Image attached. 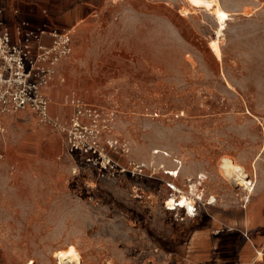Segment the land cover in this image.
<instances>
[{"label":"rangeland","instance_id":"obj_1","mask_svg":"<svg viewBox=\"0 0 264 264\" xmlns=\"http://www.w3.org/2000/svg\"><path fill=\"white\" fill-rule=\"evenodd\" d=\"M28 1L0 0L7 15L19 9L32 26L61 29L65 14ZM219 1L230 14L221 62L208 47L213 16L186 0H97L93 22L65 26L71 53L49 83L65 86L50 105L101 110L109 122L98 141L121 168L142 172L100 177L66 155L65 134L30 113L4 118L0 264H58L55 252L69 246L81 264H240L245 211L264 188V0ZM226 162L252 182L249 200ZM181 197L192 216L169 210ZM207 245L212 261L196 253Z\"/></svg>","mask_w":264,"mask_h":264},{"label":"built area","instance_id":"obj_2","mask_svg":"<svg viewBox=\"0 0 264 264\" xmlns=\"http://www.w3.org/2000/svg\"><path fill=\"white\" fill-rule=\"evenodd\" d=\"M3 14L0 2V125L8 116L30 113L37 126L65 134L66 155L93 168L100 177L142 172L140 166L131 164L121 168L98 141V127L105 129L109 122L98 108L77 102L72 104L74 112L68 120L51 114L43 89L51 82L59 60L69 54L70 31L45 25L35 27L26 21L17 22L11 30ZM107 144L113 148L117 141ZM76 171L74 167L73 173ZM242 235L249 240L246 231Z\"/></svg>","mask_w":264,"mask_h":264},{"label":"crops","instance_id":"obj_3","mask_svg":"<svg viewBox=\"0 0 264 264\" xmlns=\"http://www.w3.org/2000/svg\"><path fill=\"white\" fill-rule=\"evenodd\" d=\"M33 0H29L28 2L31 3ZM45 5H48L51 9V14H65V19L61 22L63 25L60 27L61 29H68L69 23L72 21H82L84 23H91L93 22L92 15L95 12L97 0H45ZM40 3V2H39ZM42 4V2H41ZM4 6V5H3ZM4 8V14L3 18L6 23V25L9 27V29L13 30V27L15 24L19 21H22L23 13L21 14L19 9H14V14H8L6 13L5 6ZM32 6L29 5L27 14L32 11ZM19 13V15H17ZM78 13L80 16L73 18L71 17V14ZM66 26V27H65ZM59 66V65H58ZM53 87H58L59 85L52 84ZM57 90H52L48 93L49 97L52 98L53 102L57 101V97L55 95L57 94ZM62 99V98H61ZM50 112L53 115L60 116L63 119H69L72 117L74 112L73 105H67V104H60V105H54L50 106ZM263 189H259V191L256 193L260 197L259 199V206L256 205L251 206L250 211H245L248 214V224L245 226L244 218H243V225L244 229L240 232V238L238 237V253L237 257L239 258L240 264H264V193ZM246 231L249 235V240H246L242 233ZM203 235V234H201ZM196 253L198 254H205L204 259L205 261H212L213 257L210 255L213 252V247L211 245H207L206 247H196ZM258 254V255H257ZM211 259V260H210ZM258 259H261L260 262L256 261ZM209 262H207L208 264Z\"/></svg>","mask_w":264,"mask_h":264},{"label":"bare ground","instance_id":"obj_4","mask_svg":"<svg viewBox=\"0 0 264 264\" xmlns=\"http://www.w3.org/2000/svg\"><path fill=\"white\" fill-rule=\"evenodd\" d=\"M186 1L189 3L190 6L194 7L195 9H202L204 11H207L209 14L213 16V19L215 20L217 24L216 37L208 43V47L210 51L212 52L213 56L216 58V60L221 62L222 53H221L219 38L222 34V31L223 30L225 31V27L227 26L226 23L230 18L229 17L230 14L222 7L219 0H186ZM70 53H71V50L69 51V55ZM67 58H68V55L62 58L61 60H59L60 63L62 64ZM64 86H65V83L59 85L58 87H53V85H47L43 89V93L50 100V102H53L52 98L49 97L48 93L52 90L63 88ZM71 90L73 89H68V88L65 89L63 96L65 92H68ZM79 97L81 98L80 95ZM66 104L72 105V104H75V101L72 99V101H67ZM255 163H256V160L252 162L251 166H252V171L255 172V174H257ZM223 167H224L226 176L230 177L234 175V176L239 177L241 187H244L249 193L248 195V200H249L250 197L252 196L251 193L253 191V187H252V182H246L247 176L243 174L244 172L243 169L240 166L234 165L232 162H226L223 165ZM214 201L215 199L211 198L209 204L211 205ZM167 206L169 207V210H175L176 208L182 209V210H186L187 215H191V216L193 215L194 209H193L192 202L189 201L187 198L181 197L179 200H177V202L174 201L172 198L167 203ZM261 256H264V255H261ZM54 257L58 259V264H81V257L79 256V254L77 253V251L74 249L73 246H69L67 250H61V251L55 252ZM27 264H33V262L29 261Z\"/></svg>","mask_w":264,"mask_h":264}]
</instances>
